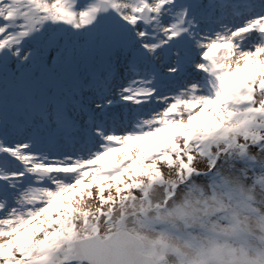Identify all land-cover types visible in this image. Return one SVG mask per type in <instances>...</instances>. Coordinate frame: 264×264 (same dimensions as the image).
I'll return each mask as SVG.
<instances>
[{
  "label": "snow or ice",
  "instance_id": "obj_1",
  "mask_svg": "<svg viewBox=\"0 0 264 264\" xmlns=\"http://www.w3.org/2000/svg\"><path fill=\"white\" fill-rule=\"evenodd\" d=\"M0 237V264H264V0H0Z\"/></svg>",
  "mask_w": 264,
  "mask_h": 264
},
{
  "label": "rangeland",
  "instance_id": "obj_2",
  "mask_svg": "<svg viewBox=\"0 0 264 264\" xmlns=\"http://www.w3.org/2000/svg\"><path fill=\"white\" fill-rule=\"evenodd\" d=\"M251 61H249V63H250ZM237 72L239 73V70H237ZM245 74H247V72L245 71ZM239 77H238V75L236 76V77H233L232 79L233 80H235V79H238ZM257 99H259V97H257ZM169 131V129L167 128V127H165L164 129H163V131H162V133H159V134H157V135H163V134H165V133H167ZM149 139H151L150 137H145V138H143V140H142V144H146L147 142H148V140ZM116 155V150L115 151H112V152H110L109 153V158H111V157H114ZM196 167H200V168H203V164H196L195 165ZM161 168H162V170L163 171H167V169L166 168H164L163 167V165H161ZM87 179L88 178H86V180H85V184L87 183ZM106 194V193H105ZM91 203H96V201H91ZM8 237H0V240H4V239H7Z\"/></svg>",
  "mask_w": 264,
  "mask_h": 264
}]
</instances>
